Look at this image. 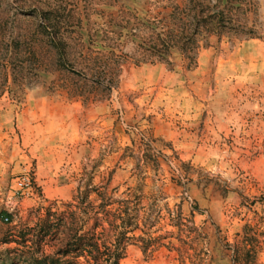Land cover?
<instances>
[{
  "label": "rangeland",
  "instance_id": "obj_1",
  "mask_svg": "<svg viewBox=\"0 0 264 264\" xmlns=\"http://www.w3.org/2000/svg\"><path fill=\"white\" fill-rule=\"evenodd\" d=\"M88 232L264 264V0H0V264H101Z\"/></svg>",
  "mask_w": 264,
  "mask_h": 264
},
{
  "label": "trees",
  "instance_id": "obj_2",
  "mask_svg": "<svg viewBox=\"0 0 264 264\" xmlns=\"http://www.w3.org/2000/svg\"><path fill=\"white\" fill-rule=\"evenodd\" d=\"M91 192L88 191V189L81 193V204H85L87 202V199L89 197V194ZM103 198V197H102ZM130 199L122 200L118 202L119 207L114 212H108V216H113L116 220H121L124 216L130 217L129 215V204ZM103 205V204H102ZM88 207L84 208V214L88 216L87 209ZM67 215L70 217L71 220H73V217L75 215V212H67ZM133 220L128 219L123 222V226H116L114 223H109L111 228L113 230H117L119 228H126V227H132L133 226ZM73 226V224H72ZM125 233H119V237L117 238V241L115 242L113 248H108L106 246V243H103V247L108 251L107 253L101 252V245H99L98 240L96 236L93 234L91 235L89 232L84 235V237L81 239V247L84 246L85 252H87L89 255L97 254L100 257V260L97 262H101V264H119L121 261L123 255H124V241H125Z\"/></svg>",
  "mask_w": 264,
  "mask_h": 264
},
{
  "label": "built area",
  "instance_id": "obj_3",
  "mask_svg": "<svg viewBox=\"0 0 264 264\" xmlns=\"http://www.w3.org/2000/svg\"><path fill=\"white\" fill-rule=\"evenodd\" d=\"M27 180L19 181L18 186L20 189H25L29 184L26 183ZM4 222L8 223L9 222V217L4 218Z\"/></svg>",
  "mask_w": 264,
  "mask_h": 264
}]
</instances>
